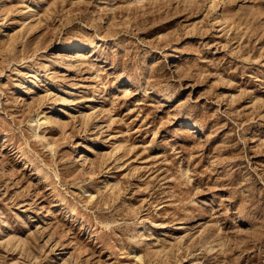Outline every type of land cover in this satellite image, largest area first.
Here are the masks:
<instances>
[{
  "label": "rangeland",
  "instance_id": "1",
  "mask_svg": "<svg viewBox=\"0 0 264 264\" xmlns=\"http://www.w3.org/2000/svg\"><path fill=\"white\" fill-rule=\"evenodd\" d=\"M0 264H264V0H0Z\"/></svg>",
  "mask_w": 264,
  "mask_h": 264
},
{
  "label": "bare ground",
  "instance_id": "2",
  "mask_svg": "<svg viewBox=\"0 0 264 264\" xmlns=\"http://www.w3.org/2000/svg\"><path fill=\"white\" fill-rule=\"evenodd\" d=\"M30 8H31V7H30ZM67 45H68V46H71V44H69V43H68ZM53 121H54V120H53Z\"/></svg>",
  "mask_w": 264,
  "mask_h": 264
}]
</instances>
